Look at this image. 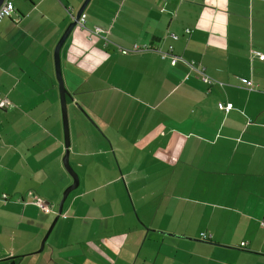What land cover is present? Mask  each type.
Listing matches in <instances>:
<instances>
[{
  "label": "crops",
  "instance_id": "crops-1",
  "mask_svg": "<svg viewBox=\"0 0 264 264\" xmlns=\"http://www.w3.org/2000/svg\"><path fill=\"white\" fill-rule=\"evenodd\" d=\"M11 1L0 264H264V0L89 1L110 43L77 25L60 51L79 185L41 252L72 179L54 50L85 0Z\"/></svg>",
  "mask_w": 264,
  "mask_h": 264
},
{
  "label": "water",
  "instance_id": "water-1",
  "mask_svg": "<svg viewBox=\"0 0 264 264\" xmlns=\"http://www.w3.org/2000/svg\"><path fill=\"white\" fill-rule=\"evenodd\" d=\"M4 0H0V6L2 5ZM90 0H85L82 4L81 8L78 10L77 14L73 16L72 23L64 31L63 35L61 36L60 40L58 41L55 50H54V65H55V76L56 81L58 84V91H59V100H60V110H61V119H62V126H63V134H64V146H65V154L63 157V167L68 175L72 178L73 183L63 192L62 199L59 203L58 214L55 217L54 221L52 222L47 234L42 240L41 248L39 252H41L46 244V241L52 232L57 220L62 214L63 206L68 198L69 194L74 191L79 185V178L76 172L70 165L69 156H70V132H69V121H68V112H67V100L70 98V94L68 93L64 79L62 75L61 65H60V51L64 43L66 42L67 38L69 37L72 30L78 25L79 19L81 15L84 13L88 3Z\"/></svg>",
  "mask_w": 264,
  "mask_h": 264
},
{
  "label": "built area",
  "instance_id": "built-area-1",
  "mask_svg": "<svg viewBox=\"0 0 264 264\" xmlns=\"http://www.w3.org/2000/svg\"><path fill=\"white\" fill-rule=\"evenodd\" d=\"M14 12V6L11 0H4L2 5L0 6V22H2L3 20H5L6 18H9L11 16V14ZM85 21H86V15L85 13H83L79 19L78 25L82 28L88 31V40L91 41L92 38H101L104 42L105 45L109 44L110 41L107 39V35H106V31L102 28L99 27H95L93 29H87L85 27ZM186 33L189 34L190 31L186 30ZM173 38L176 40L178 37L173 35ZM144 50H149V48L147 47H140V46H134L132 48V52H139V51H144ZM171 49L169 50V52L167 54L162 53L160 55L161 60H166L169 57L173 58L174 60H176V57L172 56L171 54ZM255 57H258L259 59L263 60L264 59V55H262L261 53H254ZM188 67L190 68L192 73H195L196 75L199 76L201 82L209 87H213L215 85L218 84L217 81L213 80L212 78H210L209 76H207L204 73V70L200 67L195 66V64L193 63H188L187 64ZM186 79H188V76L186 77ZM242 83H244L246 86H248V88L250 89L251 86V81L249 80H245V79H241ZM8 106V101H6L5 99H3L0 96V110L3 108H6ZM228 109H232V104H229L227 106ZM3 199H6V196H3ZM34 204L43 212L45 213H49L50 209L48 207L47 204H45V202L38 198V197H34ZM264 227V226H263ZM211 235H207L205 233L200 234V238L201 240H210L211 239ZM241 246H244V244H241Z\"/></svg>",
  "mask_w": 264,
  "mask_h": 264
},
{
  "label": "rangeland",
  "instance_id": "rangeland-1",
  "mask_svg": "<svg viewBox=\"0 0 264 264\" xmlns=\"http://www.w3.org/2000/svg\"><path fill=\"white\" fill-rule=\"evenodd\" d=\"M67 112H68V106H67ZM70 112V111H69ZM69 112H68V121H69V128H70V120H71V115L69 116ZM70 118V119H69ZM77 174V173H76ZM77 176H78V174H77ZM71 178V177H70ZM78 178H79V176H78ZM71 184H72V179H71ZM70 184V185H71Z\"/></svg>",
  "mask_w": 264,
  "mask_h": 264
}]
</instances>
